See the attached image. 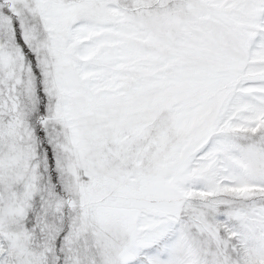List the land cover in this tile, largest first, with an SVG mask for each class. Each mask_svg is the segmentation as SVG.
<instances>
[{"label":"snow or ice","instance_id":"6c2138e0","mask_svg":"<svg viewBox=\"0 0 264 264\" xmlns=\"http://www.w3.org/2000/svg\"><path fill=\"white\" fill-rule=\"evenodd\" d=\"M0 264H264V0H0Z\"/></svg>","mask_w":264,"mask_h":264}]
</instances>
